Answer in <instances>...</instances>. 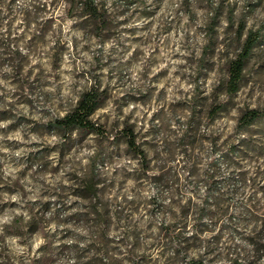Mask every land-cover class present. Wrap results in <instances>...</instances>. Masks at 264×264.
<instances>
[{
    "label": "clouds",
    "instance_id": "1",
    "mask_svg": "<svg viewBox=\"0 0 264 264\" xmlns=\"http://www.w3.org/2000/svg\"><path fill=\"white\" fill-rule=\"evenodd\" d=\"M262 65L264 0H0V264H264Z\"/></svg>",
    "mask_w": 264,
    "mask_h": 264
},
{
    "label": "trees",
    "instance_id": "2",
    "mask_svg": "<svg viewBox=\"0 0 264 264\" xmlns=\"http://www.w3.org/2000/svg\"><path fill=\"white\" fill-rule=\"evenodd\" d=\"M252 39H253V38H250V39H249V43H248V45H247L246 48H245V55L242 56V57L240 58V62L233 63L232 66H231V72L233 73V81L236 80V78H237V77L239 76V74H240L241 69L244 67L243 61L247 58L248 49L251 47ZM234 88H235V83L233 82V83H231V84L229 85V90L231 91V90L234 89ZM82 110L85 111V112L89 111L87 105H85V106L83 107ZM215 111H216V109H213V113H212V114H215ZM73 119H74V118H73ZM80 119L82 120L83 117H80ZM87 126H88L89 128L92 127L91 124H88ZM127 134H128V133L126 132V135H127Z\"/></svg>",
    "mask_w": 264,
    "mask_h": 264
},
{
    "label": "rangeland",
    "instance_id": "3",
    "mask_svg": "<svg viewBox=\"0 0 264 264\" xmlns=\"http://www.w3.org/2000/svg\"><path fill=\"white\" fill-rule=\"evenodd\" d=\"M206 55H207V50H206ZM262 68H264V65H262ZM125 135H126V132H125Z\"/></svg>",
    "mask_w": 264,
    "mask_h": 264
}]
</instances>
